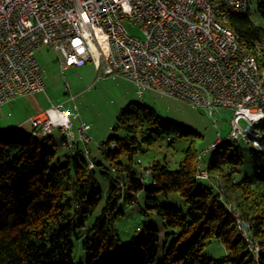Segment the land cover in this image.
I'll return each instance as SVG.
<instances>
[{
	"label": "trees",
	"instance_id": "1",
	"mask_svg": "<svg viewBox=\"0 0 264 264\" xmlns=\"http://www.w3.org/2000/svg\"><path fill=\"white\" fill-rule=\"evenodd\" d=\"M257 12L264 18V0ZM228 26L248 45L264 43V29L248 13L230 16ZM258 129L263 132L260 147L250 143L248 150L253 176L241 181L235 175L243 152L235 142L211 151L204 179L199 178L202 158L193 140L183 149L177 169L153 161L141 172L136 156L143 147H153L162 137L170 145L199 137L165 123L143 104L121 113L113 130L123 135L102 142L115 148L97 149L95 155L79 144L60 155L61 134L56 141L54 133L33 137L17 129L0 130V264H74L75 240L82 243L83 264H154L157 227L144 223L126 244L120 243L116 227L124 216L122 205L135 204L141 191L146 193V209L173 230L157 264H264V124ZM143 175H150L148 187ZM170 193L184 200L185 211L158 202L157 195ZM242 225L257 252L242 235ZM212 240L223 246V256L205 252Z\"/></svg>",
	"mask_w": 264,
	"mask_h": 264
},
{
	"label": "built area",
	"instance_id": "2",
	"mask_svg": "<svg viewBox=\"0 0 264 264\" xmlns=\"http://www.w3.org/2000/svg\"><path fill=\"white\" fill-rule=\"evenodd\" d=\"M248 1L215 3L227 20L228 7L247 11ZM125 22L139 27L143 39L130 35ZM215 30L204 0H0V107L45 92L37 53L46 47L60 57L62 70L92 62L97 79L121 77L140 97L152 91L209 115L217 109L230 111L225 139L242 141L239 122L249 125L264 115V43L252 45L255 63L263 66V76L254 77L253 63L238 56L230 41H217ZM67 102L74 97L29 118L31 131L68 134L63 149L89 144V125L83 122L73 139L77 114L71 117L64 109ZM108 146L96 144L99 150Z\"/></svg>",
	"mask_w": 264,
	"mask_h": 264
},
{
	"label": "rangeland",
	"instance_id": "3",
	"mask_svg": "<svg viewBox=\"0 0 264 264\" xmlns=\"http://www.w3.org/2000/svg\"><path fill=\"white\" fill-rule=\"evenodd\" d=\"M262 1L249 0L246 13L249 14V18L254 25L264 29V18L257 12V6ZM124 26L130 35L143 39L139 27H133L128 22H125ZM58 58L60 57L55 52L46 47L37 53V60L43 70L45 92L19 97L11 105L7 104L1 108L0 130L2 132L8 129H17L28 133V125L23 124L25 123L24 119L38 111H43L50 104H56L59 101L64 102L68 97L73 96L75 98L74 102L67 103L64 109L71 117L77 114L78 118L76 121L73 120L75 124L79 125L80 122H83L89 125V130L91 128L90 133L94 135L95 143L98 144L105 142L111 136L121 137L123 135L122 132L113 130L117 118L129 106L137 103L143 104L154 109L157 116L165 123L180 125L182 129L193 131L199 137L181 138L174 141L172 145H170V139L166 137L160 138L153 147L148 149L143 147V152L136 156V160L139 159L138 169L143 172V169L153 161L166 164L171 170L177 169L179 161L183 158V149L188 146L190 140H193L194 148L202 158L199 165L202 170L201 174L204 173L206 178L207 175L204 171L205 163L208 161L211 151L218 147L216 146L212 149L211 146L215 144L218 138L225 139L230 133V120L232 115L230 111L217 109L209 115L205 110L192 107L181 101L161 97L152 92H147L144 96L140 97L137 94L135 86L121 77L106 76L97 79L92 62L86 63L81 68L72 67L71 69L62 71ZM66 85L69 86L68 90L65 89ZM73 105L76 107V110H74ZM26 121L30 125L28 119ZM260 124H264V121ZM260 124L252 127L244 120L239 122L241 128H246L249 132L251 144L253 142L256 143V141L260 144L263 133L258 129ZM55 132L54 140L57 141L60 135L58 131ZM217 134H219V137ZM90 143L91 145H89ZM90 143L88 144V148L92 152V155H95L97 148H94L92 140ZM235 143L241 147L243 152L242 165L235 175L236 181H241L245 177L253 176V169L248 155L251 144L242 141ZM221 144L230 145L231 143L225 142ZM85 146L87 147V145ZM82 147L84 148V146ZM255 147L258 146L255 145ZM114 148L115 144L112 149ZM103 151L109 150L104 149ZM58 153L63 155L68 153V151L60 148L58 149ZM142 183L144 187L149 186L150 181L147 175H143ZM102 185L105 187L104 183ZM156 198L162 204H170L183 211L187 209L184 200L176 193H170L167 197L157 195ZM146 202V193L145 191H141L137 196V202L135 204L122 205L124 216L118 220L116 227L119 232L120 243L122 244L128 243L134 235H139L140 232H136V228L142 227L144 223L157 227L159 231V248L154 262V264H157L162 259L164 249L170 245L171 236L167 234H170L173 230L168 228L165 225V221L159 218L154 212L146 209ZM143 211L146 212V215L142 214ZM96 216L97 213L89 219V223L93 222ZM240 230L242 235L246 237L247 242L248 240L251 242L247 236V230L243 228V225L242 227L240 226ZM250 247L253 252H257L256 244L251 243ZM205 252L214 258H219L225 253L223 246L213 240L205 247ZM73 261L74 264H83L85 262L84 251L80 240L74 241Z\"/></svg>",
	"mask_w": 264,
	"mask_h": 264
},
{
	"label": "bare ground",
	"instance_id": "4",
	"mask_svg": "<svg viewBox=\"0 0 264 264\" xmlns=\"http://www.w3.org/2000/svg\"><path fill=\"white\" fill-rule=\"evenodd\" d=\"M204 6L206 9V12L209 14V24L212 28H217L218 30L214 31V38L217 41H230L231 44L236 49V53L238 56H241L242 58H246L248 63L252 64V71L254 77H261L263 76V66L261 63H255L257 61V53L256 50H254V46H246V42L240 40L236 33L230 29L228 26L229 24V18L232 15L235 14H244L247 11H244L243 9L237 8V7H228V14L227 20L224 19V15L222 13L221 5H218L215 3V0H204ZM227 34H225V33ZM264 121V115H257L255 122L249 123L250 126H254L257 124H260ZM33 137H44L51 135L53 133H43L39 135V133H34L31 131ZM63 135L64 139L60 142L59 146L63 149V145L67 144L69 142V135L68 134H61ZM240 139H242V142L244 143H250V134L244 129V131L240 132ZM225 142H238L237 139H222L220 141H216L215 144L211 146L212 149H214L216 146H219L221 143ZM254 146L260 147V144L256 141V143H252ZM114 144H111L108 147H104L103 150H111ZM91 167V166H90ZM205 176V174H204ZM203 178V173L201 176ZM248 243H251L248 240Z\"/></svg>",
	"mask_w": 264,
	"mask_h": 264
},
{
	"label": "crops",
	"instance_id": "5",
	"mask_svg": "<svg viewBox=\"0 0 264 264\" xmlns=\"http://www.w3.org/2000/svg\"><path fill=\"white\" fill-rule=\"evenodd\" d=\"M43 49V48H42ZM42 49H40V51L42 50ZM39 51V52H40ZM72 67H74V66H72ZM72 67H68V68H66V69H64V70H67V69H71ZM83 67V66H82ZM79 68H81V67H79ZM64 70H62V71H64ZM94 70H95V68H94ZM69 88V87H68ZM65 89H66V86H65ZM147 92H152V91H146L145 93H147ZM144 93V94H145ZM152 93H154V92H152ZM144 94H143V96H144ZM22 97H24V96H22ZM18 98H16V99H14V100H12V101H10V102H8V103H6V104H4L3 106H1L0 107V109L1 108H3L5 105H11L13 102H15L16 100H17ZM75 99V98H74ZM59 102H61V101H59ZM58 102V103H59ZM67 103H69V102H67ZM66 103V104H67ZM57 104V103H56ZM49 107V106H48ZM46 109V108H45ZM44 109V110H45ZM42 112V111H41ZM40 112L38 111V112H36V113H34V114H32V115H29L26 119H24L25 121V123H23V124H27L28 125V132H30L31 131V126L28 124V122L26 121L27 119H29V118H31L32 116H35V115H37V114H39ZM77 118H78V116H77ZM76 118V119H77ZM76 119H75V121H76ZM75 121H73L72 120V130H73V134H74V138L73 139H76L77 138V135H76V130H77V127H78V125L77 124H75ZM8 128H12V127H8ZM75 128V129H74ZM90 130H91V128H90ZM90 130L88 131V133H89V135L91 136V138H92V141H93V145H94V148H96V143H95V138H94V135L92 134V133H90ZM56 133V132H55ZM55 135V134H54ZM59 135H60V133H59ZM61 136V135H60ZM79 144V146H84L82 143H75V145L74 146H77ZM89 145H91V143L89 144ZM88 144H87V147L86 146H84V148L85 149H87L88 150V152H91L90 150H89V148H88V146H89ZM96 151V150H95ZM92 153V152H91Z\"/></svg>",
	"mask_w": 264,
	"mask_h": 264
},
{
	"label": "water",
	"instance_id": "6",
	"mask_svg": "<svg viewBox=\"0 0 264 264\" xmlns=\"http://www.w3.org/2000/svg\"><path fill=\"white\" fill-rule=\"evenodd\" d=\"M148 177H150V175H149ZM243 228H244L245 230H247V227H246L245 225H243Z\"/></svg>",
	"mask_w": 264,
	"mask_h": 264
}]
</instances>
